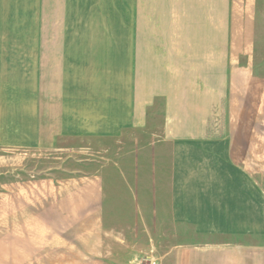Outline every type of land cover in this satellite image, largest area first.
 Returning a JSON list of instances; mask_svg holds the SVG:
<instances>
[{"label":"crops","instance_id":"1","mask_svg":"<svg viewBox=\"0 0 264 264\" xmlns=\"http://www.w3.org/2000/svg\"><path fill=\"white\" fill-rule=\"evenodd\" d=\"M50 157L5 264H264V0H0V167Z\"/></svg>","mask_w":264,"mask_h":264},{"label":"rangeland","instance_id":"2","mask_svg":"<svg viewBox=\"0 0 264 264\" xmlns=\"http://www.w3.org/2000/svg\"><path fill=\"white\" fill-rule=\"evenodd\" d=\"M22 161L15 163L13 173H7L5 167H0V264H5L7 225L10 224V229H13L15 233L22 226H25L27 230L29 227H37L38 219L48 209V203L52 202L50 198L60 194L57 181H62L65 186L70 178L68 159L50 157L30 158ZM6 184L9 186L6 187ZM7 197L13 198V202L11 199L7 201L9 199ZM44 222L50 226L52 221L45 220ZM42 238L46 241L52 238L63 239L54 236H42ZM149 257L155 256L144 258L143 264H147L144 261Z\"/></svg>","mask_w":264,"mask_h":264},{"label":"built area","instance_id":"3","mask_svg":"<svg viewBox=\"0 0 264 264\" xmlns=\"http://www.w3.org/2000/svg\"><path fill=\"white\" fill-rule=\"evenodd\" d=\"M147 264H160L159 259H157L156 257H149L146 261Z\"/></svg>","mask_w":264,"mask_h":264}]
</instances>
